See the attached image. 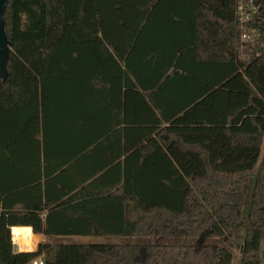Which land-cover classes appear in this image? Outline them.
<instances>
[{"label":"trees","instance_id":"1","mask_svg":"<svg viewBox=\"0 0 264 264\" xmlns=\"http://www.w3.org/2000/svg\"><path fill=\"white\" fill-rule=\"evenodd\" d=\"M236 5L9 0L0 264H264V22L242 42Z\"/></svg>","mask_w":264,"mask_h":264},{"label":"crops","instance_id":"2","mask_svg":"<svg viewBox=\"0 0 264 264\" xmlns=\"http://www.w3.org/2000/svg\"><path fill=\"white\" fill-rule=\"evenodd\" d=\"M199 58H209L210 54L208 50L200 49L198 50ZM124 157H121L123 159ZM13 227H11V234L13 237V241H15L14 251L19 252L21 250H32L36 251L41 243L45 242H96L99 240V235L91 234V235H58V236H47L43 233H34L32 234H13Z\"/></svg>","mask_w":264,"mask_h":264},{"label":"built area","instance_id":"3","mask_svg":"<svg viewBox=\"0 0 264 264\" xmlns=\"http://www.w3.org/2000/svg\"><path fill=\"white\" fill-rule=\"evenodd\" d=\"M259 20L264 22V15L261 12V3H259L258 0H237L236 21L239 23L242 30V42L248 40L253 42L255 37L260 35L261 31L257 26H250L251 22ZM14 245L15 241H13V247ZM32 264H45V261L43 258H38L33 260Z\"/></svg>","mask_w":264,"mask_h":264},{"label":"water","instance_id":"4","mask_svg":"<svg viewBox=\"0 0 264 264\" xmlns=\"http://www.w3.org/2000/svg\"><path fill=\"white\" fill-rule=\"evenodd\" d=\"M9 0H0V73L4 72L10 49V40L5 25V12Z\"/></svg>","mask_w":264,"mask_h":264},{"label":"rangeland","instance_id":"5","mask_svg":"<svg viewBox=\"0 0 264 264\" xmlns=\"http://www.w3.org/2000/svg\"><path fill=\"white\" fill-rule=\"evenodd\" d=\"M250 199L246 202L245 206L249 205ZM157 239L152 237H108V236H100L99 240L96 242L99 243H118V242H130V243H151L156 242ZM208 243H220L221 241L218 239H206ZM240 263V252L237 249L233 251V260L232 264H239ZM32 264V263H31Z\"/></svg>","mask_w":264,"mask_h":264}]
</instances>
